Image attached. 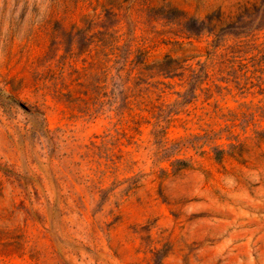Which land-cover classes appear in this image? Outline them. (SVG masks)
<instances>
[{
    "label": "rangeland",
    "instance_id": "374dc122",
    "mask_svg": "<svg viewBox=\"0 0 264 264\" xmlns=\"http://www.w3.org/2000/svg\"><path fill=\"white\" fill-rule=\"evenodd\" d=\"M263 131L264 0H0V264H264Z\"/></svg>",
    "mask_w": 264,
    "mask_h": 264
},
{
    "label": "trees",
    "instance_id": "16d2710c",
    "mask_svg": "<svg viewBox=\"0 0 264 264\" xmlns=\"http://www.w3.org/2000/svg\"><path fill=\"white\" fill-rule=\"evenodd\" d=\"M171 62H169L168 64V69L166 70V73L170 74L172 72H175L177 69H179L180 67H183V63L182 61H179V60H174V59H170ZM257 137L260 141H263L264 142V131L263 132H259L257 134ZM234 147H244L245 144L244 143H240L239 145H233ZM216 154H217V159L219 161L222 160L223 158V154H224V151L223 150H217L216 151Z\"/></svg>",
    "mask_w": 264,
    "mask_h": 264
}]
</instances>
